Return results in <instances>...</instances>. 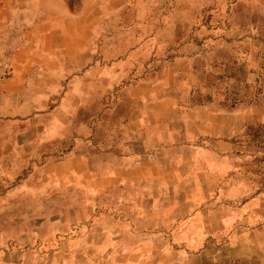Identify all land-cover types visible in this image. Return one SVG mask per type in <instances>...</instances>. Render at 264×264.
Instances as JSON below:
<instances>
[{
	"label": "rangeland",
	"instance_id": "rangeland-1",
	"mask_svg": "<svg viewBox=\"0 0 264 264\" xmlns=\"http://www.w3.org/2000/svg\"><path fill=\"white\" fill-rule=\"evenodd\" d=\"M62 2L73 50L0 92V264H264V0H0V81ZM129 145L161 174L127 181Z\"/></svg>",
	"mask_w": 264,
	"mask_h": 264
},
{
	"label": "crops",
	"instance_id": "crops-1",
	"mask_svg": "<svg viewBox=\"0 0 264 264\" xmlns=\"http://www.w3.org/2000/svg\"><path fill=\"white\" fill-rule=\"evenodd\" d=\"M84 2L86 4V0H84ZM59 8L60 9L57 13V16L53 17L52 15L47 14L44 17V20L35 22V24L30 29H27L25 32H23L22 40L20 41V43H17L12 49L11 55L9 57V63L12 69L8 76L0 81V87L2 88H0V92L5 90L9 91V87H11L13 84L19 85L23 82H27L31 68L37 64L43 67L58 66V60L60 57L59 54L63 52V54L65 53L66 55V52H69V50H73L70 48H66V46L62 49L56 45L50 46L46 43L47 38L51 37V34L49 32H46L48 28L54 29L55 27H59L60 25L62 26L71 24L73 21L66 19L68 11L63 2L62 4H60ZM17 88L19 89L20 87ZM204 110V108L196 109V111H200L201 114L205 113ZM209 126V119H201L200 124L197 122V128L195 130H187V140L189 142L183 140V142H187V145L183 147L188 146L187 148H193V157H196V155L198 156L199 154H202V152L207 151L208 143L204 140L207 136L210 135ZM126 127V131L128 132V141L129 143H131V145H134L135 142L133 141L142 142V138H140L139 136V132H141L140 130L133 131L130 124H127ZM174 133L177 134V132ZM176 138L177 135H175V139ZM146 143H149L150 146H153V148L160 147L161 145L160 141L155 140V136H152L150 140L147 139ZM181 143V141L176 139V145L179 146ZM131 145H129V147H126L124 152L122 153L121 161L124 163V165L122 164V169H119L120 173H125L124 178L127 179V181H130V179H135V181H133V183L135 184L137 183V180L140 181V179L147 176L153 177L156 176L157 173L161 174V167L159 166V163L161 161L159 158L153 155H147V157H144L137 151L133 150V148L130 149ZM218 145L220 146L223 144L218 143L217 147ZM109 161L110 158L106 160L107 163ZM186 162H188L187 156H177L171 161V164H173L174 168L172 172H174V170L177 171L179 168H182Z\"/></svg>",
	"mask_w": 264,
	"mask_h": 264
},
{
	"label": "trees",
	"instance_id": "trees-1",
	"mask_svg": "<svg viewBox=\"0 0 264 264\" xmlns=\"http://www.w3.org/2000/svg\"><path fill=\"white\" fill-rule=\"evenodd\" d=\"M69 1V0H68ZM68 8H69V10H73V8H72V5L70 4V2H68Z\"/></svg>",
	"mask_w": 264,
	"mask_h": 264
}]
</instances>
